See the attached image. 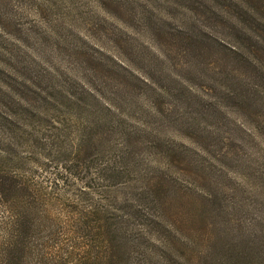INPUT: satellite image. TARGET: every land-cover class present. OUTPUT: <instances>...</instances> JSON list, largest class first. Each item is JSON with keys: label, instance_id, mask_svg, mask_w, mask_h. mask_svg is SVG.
<instances>
[{"label": "rangeland", "instance_id": "rangeland-1", "mask_svg": "<svg viewBox=\"0 0 264 264\" xmlns=\"http://www.w3.org/2000/svg\"><path fill=\"white\" fill-rule=\"evenodd\" d=\"M260 1L0 0V264H101L109 218L114 264H264Z\"/></svg>", "mask_w": 264, "mask_h": 264}, {"label": "trees", "instance_id": "trees-1", "mask_svg": "<svg viewBox=\"0 0 264 264\" xmlns=\"http://www.w3.org/2000/svg\"><path fill=\"white\" fill-rule=\"evenodd\" d=\"M211 10H213V9H211ZM254 10L257 11V12L264 10V0H261L259 5H258V7L255 8ZM254 10L253 9H248L247 13L250 15L253 12H255ZM241 12L244 14V16L247 15L246 14V9L243 8L241 10ZM241 19L242 18L240 17V21H241ZM244 22H245V20L242 21L241 23L244 24ZM241 23H240V26H242ZM156 25H157V23H156ZM257 25H258V34L264 33V20H262V22H259V24H257ZM245 27L247 28V26H245ZM240 29H241L240 32L243 33L244 35H246V30L247 29H245V30L242 29V28H240ZM159 32H160L159 35H161V38H163L165 40V42H166V44L168 46H170L172 44V42H173L172 39H176L175 40V46L178 47V48H180L179 46H181L180 49L183 50V52L186 55L188 54L191 57L193 55L194 59L203 58V56H205V52L203 50H205L206 53H207L208 46H210V42L212 41V39H210V42H209V38L208 37H207L208 41L203 40V39H202V42L199 41L200 38L197 37V33H196V31H193V28L191 29V33H190V31H186V30L181 29V28H179L178 31L176 32L174 30L173 31L172 30H167V29L165 30V27L160 26L159 27ZM196 41H198V42L196 43ZM258 41H259V39L256 38V46L259 49H261V50L257 49V52L258 51H263V53H264V44L261 43V42H258ZM161 56L163 57V55H161ZM255 56H256L255 59H251V60L254 61L252 69H253V72L256 75V78H258V81H257V83H255L253 85L251 83L247 82V81H244V82L241 81L240 82V104L242 105V107H246L247 106L249 108H254L255 107V103H260L262 108H264V103L262 104V102H264L263 101L264 97H262L260 95V90L262 91V89H264L262 87V85H264V62L261 59L258 58L259 57L258 55L255 54ZM244 59H245V57H244ZM245 61L248 63V59H245ZM144 70H145L146 73L144 75L141 74V76H142L141 78H142L143 82L141 81L140 78H138V73L139 72L135 73V72H137L135 70L133 72H131L132 73L131 76L134 77L133 80H135V79L139 80V82L142 85L147 86V84H148L150 86V83H151L150 80L152 79L151 76H153V75H157L158 78H161V79H163V78L166 79V77H165L166 73H165V70L163 72V69H161L159 71L158 68H153L151 66H147V67H145ZM126 79H127V81L123 79L124 85H126V84H128V86L129 85H131V86L134 85L132 83L133 82L132 79H129L128 77H126ZM154 89L156 90V88H154ZM150 90H152V89H150ZM160 90H161L160 92H163L162 88H160ZM173 94H174V92L173 93H171V92L169 93L165 89V94L163 96L164 97H172ZM256 115H257V113L255 112V116ZM112 220H114V219H111V218L106 219V221L104 223L100 222V226L98 227V230H99L98 239L101 238V244L105 245V250H106L105 256H104V261H102L98 257V260H99V262L101 264H114V262H113V260H115L114 257H112L111 255H108L110 249L113 250V252L117 255L118 258H121L122 256H124L123 253L121 254V253H119V251L115 252L114 248L113 247L111 248V246H112V238H113L114 235H115V239L118 237V235L120 233L118 234L117 232H119V231H117V230H118V228L120 226H124L125 225L123 223L124 220L122 219L121 220L122 222L118 223V225L116 227V230H114L111 227V223L110 222ZM123 240L125 242H127L126 237H123ZM7 249L9 251L8 247H7ZM253 258L254 257L251 256L250 258L246 259V260H249L247 264H258V262L257 263L252 262ZM127 260L129 261L128 258H127ZM240 261H242V262L245 261V258H243ZM118 264H125V263H123L122 261L119 260Z\"/></svg>", "mask_w": 264, "mask_h": 264}, {"label": "clouds", "instance_id": "clouds-1", "mask_svg": "<svg viewBox=\"0 0 264 264\" xmlns=\"http://www.w3.org/2000/svg\"><path fill=\"white\" fill-rule=\"evenodd\" d=\"M0 155H3L0 153ZM2 204V201H0ZM10 222V218L4 216V209L0 207V245L3 244L4 240L7 238V233L5 232V225L6 223Z\"/></svg>", "mask_w": 264, "mask_h": 264}]
</instances>
